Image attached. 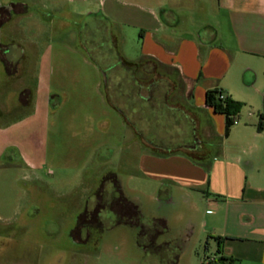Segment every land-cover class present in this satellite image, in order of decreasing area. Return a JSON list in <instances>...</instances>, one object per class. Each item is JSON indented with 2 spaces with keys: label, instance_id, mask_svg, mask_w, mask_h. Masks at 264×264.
<instances>
[{
  "label": "rangeland",
  "instance_id": "1",
  "mask_svg": "<svg viewBox=\"0 0 264 264\" xmlns=\"http://www.w3.org/2000/svg\"><path fill=\"white\" fill-rule=\"evenodd\" d=\"M20 4L30 11L26 18L18 16ZM0 8L12 17L10 25L0 27V45L7 44L6 34L15 42L32 38L42 49L50 48L40 59L45 82L33 103L23 104L14 114L19 81L8 79L4 68L12 52L4 57L6 65L0 58V264H159L172 254L177 264H201L212 257L216 238L195 226L190 236L192 230L180 220L182 213L189 212L185 199L154 198L158 185L141 171L143 149L133 133L136 130L139 138L163 144H194L199 141L192 137V120L181 111H168L157 95L148 104L136 97L123 100L118 91L114 99L126 110V119L133 120L131 129L107 105L99 87L96 64L104 69V58L110 59V31L127 62L143 60L148 41L142 43L141 31L150 32V13L126 0H0ZM99 10L110 24L85 16L87 11ZM23 24L26 29L18 31ZM255 71L261 81V69ZM127 73L123 68L114 75L125 82ZM240 73L235 66L224 80L240 84ZM22 83L28 84L27 78ZM158 86L161 94L162 84ZM109 174L116 176L123 195L138 206L149 237L155 222L144 214L169 219L175 249L165 251V258L136 251L135 236L130 235L134 231L128 226L112 227L127 220L117 208L118 199L111 198L112 187L106 182L105 191L93 196ZM193 195L189 199L204 213L201 198ZM85 209L92 215L88 222L102 229L90 231L86 241L83 230L81 235L72 234Z\"/></svg>",
  "mask_w": 264,
  "mask_h": 264
},
{
  "label": "crops",
  "instance_id": "2",
  "mask_svg": "<svg viewBox=\"0 0 264 264\" xmlns=\"http://www.w3.org/2000/svg\"><path fill=\"white\" fill-rule=\"evenodd\" d=\"M126 1L148 11L153 18L150 32L141 31L142 43L148 41V44L143 51L145 58L138 61L153 66L147 65L145 70L138 68L134 74L122 67L120 58L126 60L119 54L117 37L110 31L107 51L110 59L106 62L104 58V69L96 64L105 102L116 110L106 100V89L111 96L122 91L123 100L136 97L148 104L159 96L168 111L178 110L190 117L192 137L199 141L163 144L139 138V132L133 130L143 149L141 171L158 185L154 198L185 199L189 212L182 213L180 220L192 230L188 232L190 236L195 232L194 226L196 230L203 228L207 236L218 239L222 255L240 264H264V0ZM19 7L20 18L30 15L25 4ZM0 10H4L0 27H6L12 17L9 10ZM15 10L13 7L12 11ZM85 16L110 24L100 10L87 11ZM22 29H26L24 24L18 31L23 32ZM5 38L7 44L0 45V58L6 65L4 57L12 52L4 68L8 79L19 81L15 87L18 101L12 109L14 114L23 104L33 103L45 82L40 59L50 48L42 49L32 38L17 42L9 40L6 34ZM235 66L241 70L240 84L224 80ZM256 67L261 69V81L256 78ZM123 68L129 75L125 82L114 75ZM23 78H27L28 84L22 83ZM47 81L50 93L51 83ZM160 84L162 93L157 94ZM213 89L242 105L237 121L243 118V123L232 127L227 137L223 115L213 113L204 103L205 92ZM116 111L132 129L133 120H128V124L120 111ZM260 116L262 129L258 130ZM193 193L201 198L205 210L202 214L189 199L194 198ZM144 216L164 220L170 232L167 217ZM83 231L86 241L90 231ZM130 233L131 237L135 236V231ZM170 234L160 237L157 243L175 240ZM136 251L143 250L136 246Z\"/></svg>",
  "mask_w": 264,
  "mask_h": 264
},
{
  "label": "trees",
  "instance_id": "3",
  "mask_svg": "<svg viewBox=\"0 0 264 264\" xmlns=\"http://www.w3.org/2000/svg\"><path fill=\"white\" fill-rule=\"evenodd\" d=\"M120 64L122 67H124L128 71H131L133 74L135 70L138 68L145 70L147 65H152V64H149V62L129 63V62L124 61L121 58H120ZM220 94H222L220 90H216V89L207 90L204 94V103L207 106V108L211 109L213 113L223 115L224 117V136L227 137L231 127L234 125V122L237 121L239 118V112L241 110L242 105L241 103L233 101L232 99L228 97H224V99L221 100L219 99ZM109 95L110 94L108 93L106 89L105 97H106L107 102L111 106H113L116 110L120 111L123 118H125V120L129 124L128 120L125 117L126 113L123 110H120V108H117V106L115 105L116 102L114 100L113 94L112 96L111 95L109 96ZM260 120L261 121H259L258 127H257L258 130L262 129V116H260ZM106 182L107 184H109L110 188L112 187V185H115L117 195L124 196L121 190L120 183L117 180L116 176H114L113 174L111 175L109 174L102 180L101 185L105 187L104 183ZM117 199H118L116 201L117 208L121 212V215L123 216L126 215L127 220H119L117 221V223L113 224L112 227H118V226L124 225V226H128L129 228H132L135 231V241H136L137 246L145 252H152L153 254L157 256H161L162 258L163 257L165 258L164 256L165 251L167 250L172 251V249H175L174 248L175 244H172L171 242L167 241L162 244L157 243L158 239L160 237L167 235L169 231L167 223L164 220L162 219L151 220L152 222H155V224L153 225L155 231L153 234H151V237H149L148 231H147V229L149 228H146V225L148 224L145 223L142 213L139 210L138 206L127 198H117ZM90 216L92 215H90L87 209H85L84 212L79 215L73 233L80 232L81 230H88V228L90 227L89 222H88L90 219L89 218ZM96 227L98 229V231L96 232H102L101 225L100 227L96 225ZM145 238H147L148 240L147 239L145 240ZM216 241H217V248H216L215 253L213 254L212 257L208 258L207 261L201 264H240L234 258L226 257L222 255L219 249V246H218L217 238H216ZM170 256H171L170 260L165 261L162 259V261L159 264H170V263L177 264V256H175L174 254Z\"/></svg>",
  "mask_w": 264,
  "mask_h": 264
},
{
  "label": "flooded vegetation",
  "instance_id": "4",
  "mask_svg": "<svg viewBox=\"0 0 264 264\" xmlns=\"http://www.w3.org/2000/svg\"><path fill=\"white\" fill-rule=\"evenodd\" d=\"M4 10H0V15H2ZM0 19H2V17H0ZM101 190H103L102 192H104L105 190L103 189V186L100 185L99 188L97 189V191L94 192L93 196L95 197V193H99ZM112 192H113V196L111 198H126L125 196H120V195H117L115 194L116 193V188H115V185H112ZM115 192V193H114ZM100 195V194H99ZM89 228H88V231H92L94 230L95 232L98 231L97 227L92 225L90 222H89ZM132 229V228H131ZM134 231V230H133ZM168 234V233H167ZM89 236H90V233H88V238L89 239Z\"/></svg>",
  "mask_w": 264,
  "mask_h": 264
},
{
  "label": "built area",
  "instance_id": "5",
  "mask_svg": "<svg viewBox=\"0 0 264 264\" xmlns=\"http://www.w3.org/2000/svg\"><path fill=\"white\" fill-rule=\"evenodd\" d=\"M219 99H224V96L222 94L219 95ZM236 123V121L234 122V124Z\"/></svg>",
  "mask_w": 264,
  "mask_h": 264
}]
</instances>
